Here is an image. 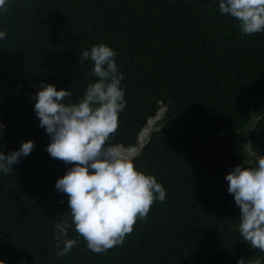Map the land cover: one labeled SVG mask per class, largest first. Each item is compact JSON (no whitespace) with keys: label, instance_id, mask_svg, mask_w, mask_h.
I'll return each mask as SVG.
<instances>
[{"label":"trees","instance_id":"16d2710c","mask_svg":"<svg viewBox=\"0 0 264 264\" xmlns=\"http://www.w3.org/2000/svg\"><path fill=\"white\" fill-rule=\"evenodd\" d=\"M157 16H167L166 46L151 34ZM225 21L218 0H12L0 13V30L7 33L0 40V121L5 124L0 140L16 142L4 150L0 144V150L7 155L22 141H34L29 155L35 171L27 177L15 164L19 182H13L11 171L0 173V259L6 264H208L213 259L219 245L199 249L198 235L207 233V226L239 222V208L224 179L244 160V152L235 148L237 134L254 115L262 116L259 128L264 127V33L243 34L229 21L232 32L222 27ZM12 32L70 37L87 48L104 43L118 52L127 103L110 143L137 145L148 119L167 107L134 159L139 170L164 186L166 199L153 202L149 223L106 252L89 250L71 226L68 238L77 243L66 255H57L55 225L71 224L69 216L63 217L68 195L60 203L52 185L46 186L61 167L44 152L50 138L35 121L33 90L25 83L32 60L23 56ZM220 77L228 81L224 108L208 105V85ZM48 81L77 94L84 71L64 82L56 73ZM28 127L18 140L9 136ZM258 144L264 145L259 133ZM227 249L264 262V254L251 253L241 242ZM180 253L198 257L181 262Z\"/></svg>","mask_w":264,"mask_h":264},{"label":"clouds","instance_id":"9594fccd","mask_svg":"<svg viewBox=\"0 0 264 264\" xmlns=\"http://www.w3.org/2000/svg\"><path fill=\"white\" fill-rule=\"evenodd\" d=\"M11 3L12 0H0V13ZM218 10L226 18L222 27L229 31L233 32L228 27L230 21L234 27L239 26L243 34L264 33V0H218ZM166 18L155 17L151 33L158 34L163 46L170 41L162 33L170 27L164 22ZM6 35V30H0V40ZM32 35L33 32L24 36L11 33L21 46L23 56L32 60L28 61L25 83L27 89L33 90L35 121L39 120V126L50 138L44 152L51 162L61 167L60 173L51 177L46 186L52 185L53 191L62 198L60 203L65 201L64 193L68 195L63 217L69 216L71 224L62 221L55 225L57 255H66L77 243L76 239L68 238L67 230L71 226L89 250L103 253L122 244L125 236L138 226L149 223L153 202L166 199L164 186L154 175L139 170L134 159L167 107L148 119L137 145L126 148L110 143L119 126V114L127 103L126 85L121 84L123 73L115 59L118 52L104 43L87 48L78 46V41L70 37L51 39L39 32ZM81 70L84 71V85L77 94L67 87L57 90V85L48 81L56 73L61 82L74 79ZM93 77L96 79L89 82ZM222 78L213 79L208 85L211 89L208 105L216 102L219 108L226 106L228 81L221 82ZM261 118V115H254L252 121H247L239 130L235 148L244 152V160H238L224 177L228 182L227 192L232 194L239 208V222H227L218 229L207 226V233L201 231L198 235L199 249L202 245L203 250L219 245L208 264H264L259 258L241 256L227 249L241 242L251 253L264 254V145L258 144V133L264 136V127L259 128ZM153 120L154 124L148 128ZM28 129L9 136L18 140L19 134ZM4 130L5 124L0 121V136ZM15 142L0 140L3 150ZM34 147V141L29 139L6 151L7 155L0 150V173L11 171L13 182H19L15 164L20 163L18 168L24 175L33 178L35 163L29 154ZM81 249L87 253L83 245ZM183 257L192 262L198 255L190 253L188 257L180 253L181 262ZM0 264L6 261L0 259Z\"/></svg>","mask_w":264,"mask_h":264},{"label":"rangeland","instance_id":"374dc122","mask_svg":"<svg viewBox=\"0 0 264 264\" xmlns=\"http://www.w3.org/2000/svg\"><path fill=\"white\" fill-rule=\"evenodd\" d=\"M154 120H157V119H154ZM154 120L150 122V125H149L148 128H150V127L154 124V122H155ZM144 136H145V135H144Z\"/></svg>","mask_w":264,"mask_h":264}]
</instances>
